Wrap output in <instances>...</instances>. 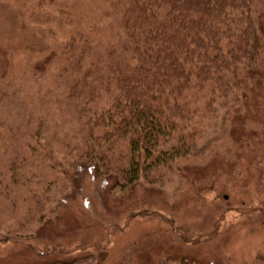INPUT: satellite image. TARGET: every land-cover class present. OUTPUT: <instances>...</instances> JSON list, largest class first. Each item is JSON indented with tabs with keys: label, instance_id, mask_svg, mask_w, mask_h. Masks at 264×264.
I'll use <instances>...</instances> for the list:
<instances>
[{
	"label": "rangeland",
	"instance_id": "rangeland-1",
	"mask_svg": "<svg viewBox=\"0 0 264 264\" xmlns=\"http://www.w3.org/2000/svg\"><path fill=\"white\" fill-rule=\"evenodd\" d=\"M13 1L0 0V264H94L98 254V264H259L264 256V75L245 108L244 132L233 118V137L221 134L218 124L215 130L209 110L196 100L194 123L210 150L203 162L187 163L181 173L162 171L156 183L141 181L124 195L116 186L112 194L114 181L103 184L84 169L71 187L74 170L57 152L79 139L75 104L68 102L67 81L59 75V51L72 25L52 6L28 1L21 8ZM101 13L95 12V19ZM95 21L105 26L101 18ZM111 33L105 30L98 43L105 44ZM36 131L35 142L44 144L39 153L51 152L67 170L48 188L44 181L57 170L42 171L35 159L21 164ZM245 131L256 138H241ZM28 189L40 200L34 203Z\"/></svg>",
	"mask_w": 264,
	"mask_h": 264
},
{
	"label": "trees",
	"instance_id": "trees-1",
	"mask_svg": "<svg viewBox=\"0 0 264 264\" xmlns=\"http://www.w3.org/2000/svg\"><path fill=\"white\" fill-rule=\"evenodd\" d=\"M28 1L56 8L72 25L59 51V75L67 81L68 102L75 104L79 139L56 149L74 170L71 187L84 169L103 184L114 181L112 194L119 188L124 195L141 181L156 183L162 171L181 173L187 163L203 162L210 150L194 123L200 98L215 130L218 124L221 134L233 137L234 117L237 130H243L250 94L263 83L264 0L13 2L22 8ZM97 11L102 13L95 19ZM100 18L105 26L95 21ZM105 30L113 33L98 43ZM3 94L0 87V99ZM31 136L21 164L35 159L42 171L64 174V162L51 152L39 153L44 144L35 142L37 131ZM256 136L245 131L241 138ZM57 175L44 181L46 188L64 178ZM64 182L69 185L67 177ZM28 192L34 203L40 200L37 192ZM93 257L94 264L102 259ZM261 258L258 263L264 264Z\"/></svg>",
	"mask_w": 264,
	"mask_h": 264
}]
</instances>
